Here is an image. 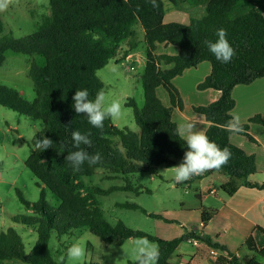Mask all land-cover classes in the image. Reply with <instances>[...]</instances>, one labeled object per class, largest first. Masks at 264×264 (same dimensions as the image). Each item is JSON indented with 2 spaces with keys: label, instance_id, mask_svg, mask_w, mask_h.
I'll list each match as a JSON object with an SVG mask.
<instances>
[{
  "label": "trees",
  "instance_id": "16d2710c",
  "mask_svg": "<svg viewBox=\"0 0 264 264\" xmlns=\"http://www.w3.org/2000/svg\"><path fill=\"white\" fill-rule=\"evenodd\" d=\"M167 1L175 6L204 3V13L200 17H190L186 23H165L164 0H157L158 7L155 8L149 0H48L49 16L35 31L22 38L2 35L4 25L0 19V67L5 62L7 51L39 56L44 60L43 65L32 62L29 67L34 100H23L15 89L0 84V106L43 123V130L36 133L34 144L43 137L53 141L52 148L44 151L33 147L25 161V166L42 185L38 202L27 201L17 190L24 207L43 217L36 229L35 243L26 252L20 237L9 229L6 241L0 240V262L16 260L21 264H64V259L57 262L50 253L51 233L55 231L59 238L78 228H86L105 244L118 246L131 238L146 237L158 246L157 264H169L178 246L191 238L226 252L223 246L212 243L209 237L195 231L162 239L130 229L121 221L111 225L102 216L95 198V195H108L113 191L139 193L128 180L131 175L152 173L155 166H173L175 160L183 161L189 149L184 139L175 133L178 125L173 120V111L182 109L183 104L173 80L202 62L210 64V73L197 88L216 90L220 96L207 105L194 106L193 111L209 123L204 133L209 140L221 149L229 148L232 155L219 170L207 171L189 181L218 172L240 180L245 187L264 190V183L247 181L250 175L257 172L255 157L232 144L230 135L237 133L224 128L232 118L234 87L264 78V0ZM135 25L142 30L145 44V64L140 76L144 102L141 109L133 100L126 105L133 107L134 122L139 131L120 129L110 118L104 121L102 129L95 128L89 124L86 115L75 112L72 97L76 90L87 89L89 99H94L97 92L104 90V84L96 73L116 57L123 44H128L123 59L137 48ZM221 28L226 30L227 39L235 50L228 63L217 60L205 44L209 40L215 42L216 32ZM157 44L175 47L177 53L157 54ZM159 89L166 92V103L160 99ZM249 123L264 125V120L255 116L242 124L246 132L239 135L255 142L248 134ZM73 131L90 134L91 147H81L89 154L99 153L102 163L89 166L85 162L79 171H73L65 161L69 152L77 150L73 148L71 139ZM98 169L113 174L111 179L124 180V184L108 189L88 186L83 178L93 176ZM45 189L59 200L57 210L47 207ZM236 189L237 185H233L227 193L232 194ZM118 206L140 209L130 203ZM226 213L225 208L216 212L202 211V224H206L210 217L216 224L226 221ZM147 215L173 222L161 215ZM11 219L15 223L31 224L21 216H12ZM220 225V229L226 228V225ZM246 242L264 261V248L257 250L250 235ZM228 255L234 264H264L256 258L238 263L233 255Z\"/></svg>",
  "mask_w": 264,
  "mask_h": 264
},
{
  "label": "rangeland",
  "instance_id": "374dc122",
  "mask_svg": "<svg viewBox=\"0 0 264 264\" xmlns=\"http://www.w3.org/2000/svg\"><path fill=\"white\" fill-rule=\"evenodd\" d=\"M164 3L165 23H183V19L188 15L185 8H189L191 5L183 3L175 6L167 0H164ZM193 13L201 15L200 10ZM49 14L48 0H12L8 9L0 12V19L4 25L2 35H10L14 38L25 37L35 31ZM134 30V40L138 42L137 48L132 51L134 56L126 60L123 59V54L120 57L122 59L117 56L111 58L96 74L104 84L103 91L106 95V101L119 100L122 104V116L119 119H111L112 123L120 129L128 128L138 133L139 128L133 118V107L126 105L128 101L133 100L136 107L141 109L144 102L140 76L145 64V44L140 27L135 25ZM125 46L127 48L128 44L125 43ZM176 51L175 47L170 46L167 53L171 54ZM32 62L43 65L44 60L39 56L7 51L5 62L0 67V84L15 89L20 98L28 102H32L35 98L29 76V67ZM204 65L207 66L208 63L203 62ZM200 73L201 71H198L197 77L201 75ZM186 78L178 76L173 80L179 94L181 93L180 84H187ZM196 89L193 90L201 91L197 87ZM165 93L162 89L158 91L163 103L167 101V94ZM183 95L186 96V93ZM180 97L181 100L183 99L182 104L188 103L187 97L182 95ZM173 120L178 126L180 125V110L177 109ZM42 130L43 123L40 120L31 119L0 106V240L6 241L8 230H14L20 237L26 252L30 251L35 243L36 229L43 217L24 207L19 200L17 190L22 193L27 201L38 202L42 185L25 166V161L34 147L36 133L42 132ZM195 130L201 131L198 125H196ZM179 164L180 161L175 160L173 166L158 165L153 168L152 173L141 172L131 175L128 180L132 188L137 189L139 193L135 191H113L108 195H95L102 216L111 225L121 221L130 229L143 231L162 239L177 237L184 231L189 233L194 228L199 230L201 212L203 210L215 212L210 209L216 205V201L214 197L210 196L201 202L200 198L197 197L199 189L208 193L206 189L209 184L207 182L202 183L200 179H196L192 182L188 180L176 183L171 168ZM221 174L229 178L225 174ZM111 178H114L113 174L98 169L96 174L83 178V180L88 186H96L101 189L124 184L122 179ZM229 179L234 182L232 186L240 182L237 179ZM213 182L217 187L220 185V180L217 178L213 179ZM45 202L47 207L52 210H57L60 203L47 189H45ZM124 203L135 204L140 209L118 206V204ZM141 209L147 214L161 215L168 220H173V222L149 217ZM12 216H21L31 224L15 223L11 219ZM135 239H128L118 246L105 244L86 228L74 229L70 234L61 235L59 238L57 233L53 231L49 241V250L55 261L60 262L63 257L64 264H132L135 262L133 257ZM76 243L85 247L86 255L79 261L69 260L67 248ZM154 244L156 245V243ZM180 250L185 253L183 259L187 262L189 260L188 254L193 252V247L184 241L173 256H176ZM0 264H8V262H0Z\"/></svg>",
  "mask_w": 264,
  "mask_h": 264
},
{
  "label": "crops",
  "instance_id": "0c3cea01",
  "mask_svg": "<svg viewBox=\"0 0 264 264\" xmlns=\"http://www.w3.org/2000/svg\"><path fill=\"white\" fill-rule=\"evenodd\" d=\"M204 6V3H202L185 8L188 15L183 19V23H186L190 16L200 17L203 15L202 11H204ZM197 10H200V16L193 13ZM164 22H166V16H164ZM169 47L170 46L164 44H157L156 53L170 54L167 53ZM160 48H162V50H160ZM126 49L125 44L122 45L121 50L116 56L120 58ZM176 53L177 51L171 53V55ZM133 56L134 53L131 52L125 57V60ZM208 65L203 66L202 62L196 68L185 70L181 76L187 77V84H180V95L188 98V103L184 102L182 109H180V125L193 122L200 127L203 133H205L209 123L202 115L195 113L193 107L212 103L220 96V92L213 89L196 91L197 85L210 73V64L208 63ZM198 71H201L199 77H197ZM185 93L186 96L183 95ZM232 97L235 105L231 111V115H238L241 125L248 123V120L255 116L264 120V78H260L249 85L235 86L232 91ZM176 111L177 109H174L172 117ZM248 134L255 142L239 134H232L229 139L232 144L241 148L248 155H253L255 157L257 172L250 175L247 181L255 184H262L264 183V125L249 123ZM216 178L220 180V185L218 187L215 182H213V179ZM200 181L202 183L207 182L209 185L206 189L208 193L199 189L197 193L198 198L203 202L210 196L214 197L216 205L212 206L210 210L216 212L225 208L227 210L225 215L226 221H221V223L216 224L213 218L210 217L209 221L203 225L200 214L199 230L194 228L192 231L209 237L212 243L223 246L226 252L220 250L215 251L216 249L211 248L205 242L196 238H191L186 240V243L193 247V252L188 254L189 260L187 262L184 261L183 256L185 253L180 250L176 256H173L175 252L172 254L169 259V264H234L231 263L228 254L233 255L238 263L251 258H256L259 262H262V260L256 256L255 252L250 249L246 241L250 235L257 250L264 248V190L248 188L242 185L241 182H237L236 191L232 194H228L227 191L232 188L234 182L218 172L207 175L201 178ZM203 211L208 212L206 210ZM220 224L226 225V228L220 229L218 226ZM185 233L187 234L188 232L184 231L180 235ZM190 240H198L200 244L193 245ZM213 251H215L217 255H213ZM8 264L21 263L12 260L9 261Z\"/></svg>",
  "mask_w": 264,
  "mask_h": 264
},
{
  "label": "clouds",
  "instance_id": "9594fccd",
  "mask_svg": "<svg viewBox=\"0 0 264 264\" xmlns=\"http://www.w3.org/2000/svg\"><path fill=\"white\" fill-rule=\"evenodd\" d=\"M151 5L158 7L157 0H149ZM12 0H0V12L8 9ZM217 39L215 42L205 41L209 51L215 58L222 63H228L235 55L234 48L227 39L225 29H218L216 32ZM73 100V108L77 114L86 115L89 124L95 128L102 129L106 119H119L122 116V104L119 100L106 101V95L103 90L96 93L94 99H89L87 89L76 90ZM226 131L231 133H245L246 129L241 125L238 115L232 118L224 125ZM196 124L187 122L179 125L175 129L178 137L184 139L187 144L188 151L185 152L183 161L171 169L174 172V181L181 183L190 180L194 176L203 175L207 171L219 170L226 165L231 158V151L225 147L221 149L216 143L209 140L207 135L202 131L195 130ZM73 148L65 157V161L73 169L79 171L85 162L89 166L102 163V156L99 153L89 154L82 145L91 147L92 141L90 134L73 131L71 133ZM53 141L43 137L36 140L34 144L35 150H47L52 148ZM86 255V249L79 243L73 244L67 249V258L69 260L79 261ZM133 257L137 264H157L159 259L158 246L149 241L146 237L135 239V247L133 248ZM63 260V257L61 258Z\"/></svg>",
  "mask_w": 264,
  "mask_h": 264
},
{
  "label": "built area",
  "instance_id": "2783aa9c",
  "mask_svg": "<svg viewBox=\"0 0 264 264\" xmlns=\"http://www.w3.org/2000/svg\"><path fill=\"white\" fill-rule=\"evenodd\" d=\"M190 242H191L193 245H199V244H200V242H199L198 240H190ZM215 251H217V250H215ZM215 251H213V255H217Z\"/></svg>",
  "mask_w": 264,
  "mask_h": 264
}]
</instances>
